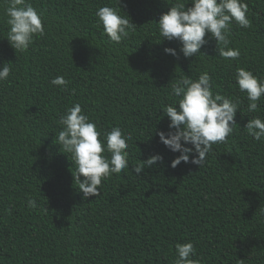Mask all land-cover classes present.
<instances>
[{
    "label": "trees",
    "instance_id": "16d2710c",
    "mask_svg": "<svg viewBox=\"0 0 264 264\" xmlns=\"http://www.w3.org/2000/svg\"><path fill=\"white\" fill-rule=\"evenodd\" d=\"M30 2L46 27L24 52L6 39L0 5V65L12 66L0 82V264H174L175 246L188 241L201 264H264V142L244 129L264 117V97L249 113L234 79L237 66L264 76V0H247L251 28L232 26L230 46L241 54L231 63L217 58L208 36L200 50L207 57L164 53L179 51V43L159 42L154 21L173 0H121L138 27L120 44L109 42L94 15L112 0ZM182 71H207L214 90L242 100L234 133L213 145L200 168H172L179 153L154 133L168 130V118L157 123L155 112L174 99L170 85ZM57 76L70 83L51 85ZM73 103L101 129L132 134L130 169L157 153L163 162L138 175L114 174L85 200L71 158L53 143L59 116ZM28 197L47 214L29 209Z\"/></svg>",
    "mask_w": 264,
    "mask_h": 264
},
{
    "label": "clouds",
    "instance_id": "9594fccd",
    "mask_svg": "<svg viewBox=\"0 0 264 264\" xmlns=\"http://www.w3.org/2000/svg\"><path fill=\"white\" fill-rule=\"evenodd\" d=\"M0 5L3 6L8 26L6 39L15 52L26 51L34 38L44 35L45 18L30 0H0ZM248 13L247 0H173L154 22L159 42L167 40L179 43V51L165 48L166 55L176 59L181 54L186 59L207 57L200 50L208 43L205 39L208 36L216 42L217 58L231 63L237 61L241 54L239 48L230 46L231 28L234 24L240 28H251ZM94 15L103 29V35L113 44L126 40L138 27L121 7V0L103 4ZM11 73L10 63L0 65V82L7 81ZM234 79L239 92L246 96L247 111L257 112L259 102L264 97V76L237 66ZM50 83L65 88L70 81L64 76H57ZM170 86L169 95L174 99L155 112L157 117H162L157 123L164 117L168 118V130L157 131L155 128L154 133L169 151L179 153L171 161L172 168L181 162L200 168L205 165L213 145L227 143L234 133L235 117L240 112L242 100L214 90L212 77L207 71L195 77L183 72L175 77ZM57 124L59 127L53 133V143L59 146L60 153L71 158L73 184L85 200L101 194L103 181L130 169L128 149L133 136L120 126L101 129L79 103H73L60 114ZM244 129L254 140L264 142V117L253 116L248 119ZM158 162H163V156L153 154L130 170L138 175ZM27 207L44 214L48 212L46 206L39 204L35 197L27 198ZM261 215H264V209H261ZM196 255L193 242L178 243L175 246L174 264H201L200 260L194 259Z\"/></svg>",
    "mask_w": 264,
    "mask_h": 264
}]
</instances>
